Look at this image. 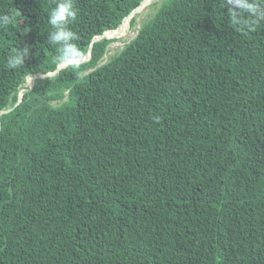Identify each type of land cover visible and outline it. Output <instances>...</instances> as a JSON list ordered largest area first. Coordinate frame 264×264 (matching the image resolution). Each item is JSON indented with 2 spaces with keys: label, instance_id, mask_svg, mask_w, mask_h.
<instances>
[{
  "label": "trees",
  "instance_id": "16d2710c",
  "mask_svg": "<svg viewBox=\"0 0 264 264\" xmlns=\"http://www.w3.org/2000/svg\"><path fill=\"white\" fill-rule=\"evenodd\" d=\"M141 1L73 0L90 57L26 90L62 0H0V264H264V0H161L101 62Z\"/></svg>",
  "mask_w": 264,
  "mask_h": 264
},
{
  "label": "clouds",
  "instance_id": "9594fccd",
  "mask_svg": "<svg viewBox=\"0 0 264 264\" xmlns=\"http://www.w3.org/2000/svg\"><path fill=\"white\" fill-rule=\"evenodd\" d=\"M72 2L73 0H62V2L58 3L49 22L50 25L56 29L53 36L54 41L64 42L63 47L61 48L62 58L69 64H72L81 55L80 51L73 44L68 42L73 34L63 24L69 16L75 15L72 11ZM230 2L234 5V8L239 7L248 11H255L249 0H230ZM232 15H235L234 11L232 12ZM5 19H7V17H5ZM22 56L23 53H18L16 58L11 61L13 67L22 63Z\"/></svg>",
  "mask_w": 264,
  "mask_h": 264
},
{
  "label": "rangeland",
  "instance_id": "374dc122",
  "mask_svg": "<svg viewBox=\"0 0 264 264\" xmlns=\"http://www.w3.org/2000/svg\"><path fill=\"white\" fill-rule=\"evenodd\" d=\"M161 0H153L152 4H147L138 11L135 18V22L132 26L120 29L119 32H113V36H110V43L107 45L106 52L101 62L107 61L112 55L117 53L126 43L135 37L138 29L143 21H145L149 15L154 11L155 7L160 3ZM154 2V3H153ZM129 23V22H128ZM109 36V35H108ZM56 104V102H53Z\"/></svg>",
  "mask_w": 264,
  "mask_h": 264
},
{
  "label": "water",
  "instance_id": "95a60500",
  "mask_svg": "<svg viewBox=\"0 0 264 264\" xmlns=\"http://www.w3.org/2000/svg\"><path fill=\"white\" fill-rule=\"evenodd\" d=\"M151 0H142L139 5H137L127 16H125L122 21L120 22V24L118 25V27L114 30H107V31H104L102 34L100 35H97L95 36L91 42H94V41H99L103 38H108L105 34L106 32L108 31H115V30H118V28L121 26V24L126 20H130L143 6L147 5L150 3ZM90 48H91V44L89 45V48H88V51L86 52V54L77 59L76 61H74L72 64H78V63H82V62H85L88 60V58L90 57ZM67 65H69L68 62L66 61H61L60 63L57 64L56 68L54 71L52 72H47L45 74H34L32 76H27L26 79H25V82H24V85L27 86L26 90H29L31 87H32V82L34 79L36 78H41V77H49V76H52L54 75L56 72H58V70H60L61 68H64L66 67ZM22 97H23V90H20L18 92V96H17V101L15 102L14 106L11 107V108H8L6 110H1L0 111V115L3 114V113H7L9 112L10 110H12L16 105H18L20 103V101L22 100Z\"/></svg>",
  "mask_w": 264,
  "mask_h": 264
},
{
  "label": "bare ground",
  "instance_id": "6f19581e",
  "mask_svg": "<svg viewBox=\"0 0 264 264\" xmlns=\"http://www.w3.org/2000/svg\"><path fill=\"white\" fill-rule=\"evenodd\" d=\"M152 1V0H151ZM150 1V2H151ZM152 3V2H151ZM144 7V6H143ZM142 7V8H143ZM129 22V20L128 19H126V21L125 22H123L122 24H121V26L118 28V29H123L124 27H126V25H127V23ZM108 32H110V31H108ZM108 32H106V34L105 35H107L108 36ZM112 34V33H111Z\"/></svg>",
  "mask_w": 264,
  "mask_h": 264
}]
</instances>
